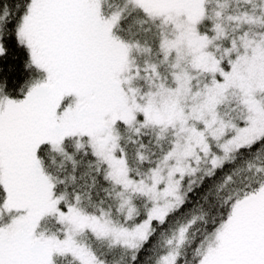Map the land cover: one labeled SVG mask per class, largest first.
<instances>
[{"label": "snow or ice", "instance_id": "snow-or-ice-1", "mask_svg": "<svg viewBox=\"0 0 264 264\" xmlns=\"http://www.w3.org/2000/svg\"><path fill=\"white\" fill-rule=\"evenodd\" d=\"M0 264H264V0H0Z\"/></svg>", "mask_w": 264, "mask_h": 264}]
</instances>
